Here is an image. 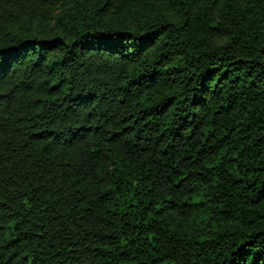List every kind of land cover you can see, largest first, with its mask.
<instances>
[{"label":"trees","instance_id":"trees-1","mask_svg":"<svg viewBox=\"0 0 264 264\" xmlns=\"http://www.w3.org/2000/svg\"><path fill=\"white\" fill-rule=\"evenodd\" d=\"M0 264H264V0H0Z\"/></svg>","mask_w":264,"mask_h":264}]
</instances>
